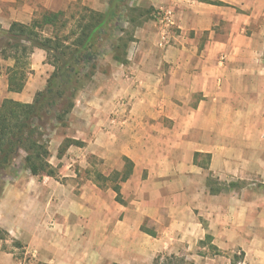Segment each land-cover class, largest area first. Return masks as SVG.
I'll use <instances>...</instances> for the list:
<instances>
[{
    "label": "crops",
    "instance_id": "obj_1",
    "mask_svg": "<svg viewBox=\"0 0 264 264\" xmlns=\"http://www.w3.org/2000/svg\"><path fill=\"white\" fill-rule=\"evenodd\" d=\"M73 2L100 12L108 6V0H9L10 21L30 23L34 6L57 12ZM132 4L154 7L156 17L162 8L172 10L176 29L183 35L161 48L156 19L139 27L128 49V63L110 57L93 85L78 93L66 119L73 129L67 137L87 144L78 147V155L118 147L134 163L132 177L146 172L157 191L174 189L186 177L201 174L197 153L211 155L212 169L217 168L214 172L224 179L255 176L261 185L253 193L220 195V248L240 247L248 263L264 264V49L258 53L249 48L243 55L238 49L220 58V23L230 22L228 29L233 31L243 29L242 23H256L264 15V0H134ZM48 59L44 50L34 51L31 73L19 93L10 91L7 71L0 74V104L6 98L32 103L54 70ZM120 98L129 100L132 108L123 126L110 120L112 113H120ZM18 174L4 178L0 197V229L6 232L0 236V264H17L18 250L26 245L48 264H96L98 232H104L100 240L105 264L124 247L134 251L138 262L144 258L139 254L146 252L138 243L144 239L139 222L131 228L126 217L108 224L107 218L90 210L94 201L86 211L79 197L66 195L69 185L50 178L36 181L37 176L27 170ZM176 233L173 222L159 241L175 238ZM165 250L158 245L150 251L151 264Z\"/></svg>",
    "mask_w": 264,
    "mask_h": 264
},
{
    "label": "rangeland",
    "instance_id": "obj_2",
    "mask_svg": "<svg viewBox=\"0 0 264 264\" xmlns=\"http://www.w3.org/2000/svg\"><path fill=\"white\" fill-rule=\"evenodd\" d=\"M8 3L9 0H0V26L4 29L9 27L10 22H13L10 21L11 15ZM83 6L86 5H83L81 2L71 3L65 9L67 12L65 19H70L72 15H76L77 18L81 14ZM151 8L155 11L154 7ZM45 10L41 5L34 6L32 20ZM238 10L241 11V9ZM125 14L131 16L130 12H125ZM244 15L246 16V14ZM74 21L73 19L70 20L68 29ZM123 25L129 32L133 31V28L127 25L125 20ZM230 26V22L228 21L220 23V42L222 43L220 58L234 55L238 49L239 55L246 54L249 48L259 50L258 53L262 52L264 49V15L258 16L256 23H242L243 29L240 30H229ZM68 29L64 32H67ZM176 35L177 37L183 35L182 31L176 29ZM116 36H120V33H116ZM110 57L111 49L107 47L98 58L99 67L95 75L98 70L106 68L108 64L107 60ZM13 64L14 62L10 59L4 60L0 58V74H6L8 66H12ZM94 77L86 78L82 89L92 86L95 81ZM130 103L125 98L119 99L120 113H112L110 116L113 124L123 126L126 123L131 114L132 108ZM72 132L73 129L69 126V121L64 125H56L54 128L50 127L45 130V140L49 142L51 153L50 162L57 168L58 176L56 178L48 176L40 177L39 182H44L50 178V182L55 183L59 181L60 183L69 185L66 188L69 191L65 189L64 193L66 195L74 194L79 197L82 210L87 211L88 205L94 201L95 206L90 210H94V214L103 215L107 218L108 224L113 220H125L124 218L126 217L129 218L131 228L134 226L138 227L137 223H140L139 231L142 232L144 239H139L138 243L140 244V249L145 248L146 252L139 254L140 256H144V258L138 262L134 256V251H131L128 247H124L123 253L113 255L114 261L107 264H119L116 259L122 260V264H151V256L153 254L150 251H154L158 245L159 247L163 246L167 250L157 253L153 259L160 254H173L177 256L178 261L184 259L186 262L194 264H231L233 256L237 254L243 258L241 264H250L247 261L248 256L240 247L234 250L220 248V195L221 197H229L236 192L246 194L247 196V194L253 193L256 186L261 185V182L255 176L249 179H224L220 177V173L214 172V169L217 168L212 169L211 155L207 156L208 154L199 153L200 155L195 158V163L201 168V174L198 173L194 176L186 177L185 182L180 181L174 185L178 188L175 187L171 190L161 191L153 190L151 182L147 180L149 175L146 172L143 173V176L132 177L131 175L121 185L122 199L124 201L119 202L116 199V193L112 189V183L96 179L98 173L109 176L114 171H122L125 166V156L120 154L118 147L114 151L103 149L98 153L88 151L85 154L79 152L78 155V147L84 148L87 144L83 142L82 145L74 144L67 146V141L72 139L67 136H70ZM24 156L25 153H22L21 157L17 160L15 168V175L17 177H20L18 171L24 172L25 170ZM215 165L220 168L219 161ZM37 179L38 177L35 178L36 181ZM130 179L131 182H128ZM232 183L235 185H232ZM252 184H255V186ZM0 194L2 195L1 191ZM173 222L177 232L175 238L169 237V239H164L163 243H161L159 241L161 239L160 236H166L165 231ZM114 225L115 223L113 222V227ZM5 233L0 229L1 237H4ZM129 233V235L133 236L131 230ZM102 235H104V232L97 233L96 264H105L104 257H107L101 243L103 239ZM114 236L112 234L113 245L116 247L117 242ZM207 236H210V239ZM32 248L29 245L22 247L18 250L16 258L22 260L26 252H34ZM39 258L36 257L35 264H48L42 261L41 257ZM162 260L165 259L163 258Z\"/></svg>",
    "mask_w": 264,
    "mask_h": 264
},
{
    "label": "trees",
    "instance_id": "obj_3",
    "mask_svg": "<svg viewBox=\"0 0 264 264\" xmlns=\"http://www.w3.org/2000/svg\"><path fill=\"white\" fill-rule=\"evenodd\" d=\"M133 1L108 0L107 9L103 12L83 6L77 18L72 15L67 20L65 10H45L30 23L14 21L8 29L0 26V58L14 62L7 68L11 92L24 90L31 72V56L36 49L46 52L54 68L45 88L32 103L6 98L0 104L1 193L4 178L15 172L17 160L22 153H25L24 168L31 175L41 178L58 176L57 168L50 162L51 153L49 142L45 140V130L66 123L85 79L94 77L99 67L98 58L104 49L110 47L113 61L128 63V49L135 40V30L156 18L152 8L136 7ZM220 5L225 4L220 2ZM125 12H130L131 16ZM71 19L75 21L68 29ZM124 20L133 31L126 29ZM66 29L68 31L64 32ZM116 33H120V36L117 37ZM67 142V146L83 144L75 139ZM124 160L122 171H114L109 176L98 173L96 179L110 181L119 202L124 201L121 185L131 177L134 170V163L127 157ZM207 238L210 239V236ZM242 261L243 258L235 254L231 264H241ZM153 264L194 263L184 259L178 261L173 254H160L154 258Z\"/></svg>",
    "mask_w": 264,
    "mask_h": 264
},
{
    "label": "built area",
    "instance_id": "obj_4",
    "mask_svg": "<svg viewBox=\"0 0 264 264\" xmlns=\"http://www.w3.org/2000/svg\"><path fill=\"white\" fill-rule=\"evenodd\" d=\"M156 22L159 29L158 45L161 48H166L172 44V41L176 36L173 11L168 8H162L157 15ZM35 259V252H26L23 259L19 260L17 264H35Z\"/></svg>",
    "mask_w": 264,
    "mask_h": 264
}]
</instances>
